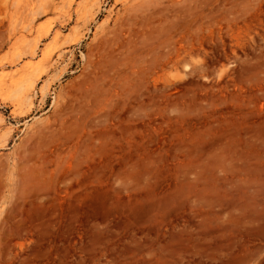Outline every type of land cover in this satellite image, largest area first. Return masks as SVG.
<instances>
[{"label": "rangeland", "instance_id": "rangeland-1", "mask_svg": "<svg viewBox=\"0 0 264 264\" xmlns=\"http://www.w3.org/2000/svg\"><path fill=\"white\" fill-rule=\"evenodd\" d=\"M109 1L0 0V264H264V0Z\"/></svg>", "mask_w": 264, "mask_h": 264}, {"label": "trees", "instance_id": "trees-1", "mask_svg": "<svg viewBox=\"0 0 264 264\" xmlns=\"http://www.w3.org/2000/svg\"><path fill=\"white\" fill-rule=\"evenodd\" d=\"M109 3H112V0H110L109 1ZM76 60H77V62H79V54L78 53H76ZM73 66H75V64H73ZM49 103H50V98L48 99V101H47V104H46V107L49 105Z\"/></svg>", "mask_w": 264, "mask_h": 264}]
</instances>
